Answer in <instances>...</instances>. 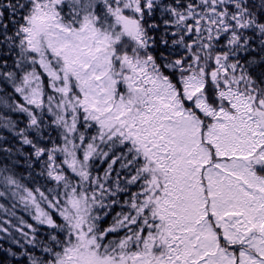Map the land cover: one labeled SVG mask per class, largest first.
Segmentation results:
<instances>
[{"label":"snow or ice","instance_id":"snow-or-ice-1","mask_svg":"<svg viewBox=\"0 0 264 264\" xmlns=\"http://www.w3.org/2000/svg\"><path fill=\"white\" fill-rule=\"evenodd\" d=\"M0 264H264V0H0Z\"/></svg>","mask_w":264,"mask_h":264},{"label":"trees","instance_id":"trees-1","mask_svg":"<svg viewBox=\"0 0 264 264\" xmlns=\"http://www.w3.org/2000/svg\"><path fill=\"white\" fill-rule=\"evenodd\" d=\"M5 243H7V242H5Z\"/></svg>","mask_w":264,"mask_h":264}]
</instances>
